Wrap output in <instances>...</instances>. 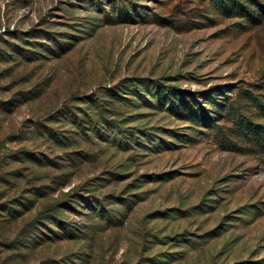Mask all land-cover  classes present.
Masks as SVG:
<instances>
[{
  "label": "rangeland",
  "instance_id": "rangeland-1",
  "mask_svg": "<svg viewBox=\"0 0 264 264\" xmlns=\"http://www.w3.org/2000/svg\"><path fill=\"white\" fill-rule=\"evenodd\" d=\"M0 264H264V0H0Z\"/></svg>",
  "mask_w": 264,
  "mask_h": 264
},
{
  "label": "trees",
  "instance_id": "trees-1",
  "mask_svg": "<svg viewBox=\"0 0 264 264\" xmlns=\"http://www.w3.org/2000/svg\"><path fill=\"white\" fill-rule=\"evenodd\" d=\"M238 4L240 6H236V4L234 3L233 8H231L232 6L227 7V8H229V11H231V12H237V14H243V16H246L248 18L254 17V14H256V12H257L256 10H253L251 7H244L240 3H238Z\"/></svg>",
  "mask_w": 264,
  "mask_h": 264
}]
</instances>
